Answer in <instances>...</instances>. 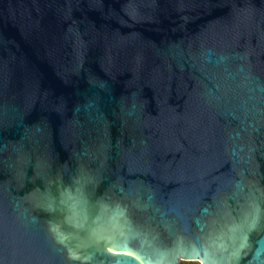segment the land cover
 <instances>
[{
	"label": "water",
	"instance_id": "obj_1",
	"mask_svg": "<svg viewBox=\"0 0 264 264\" xmlns=\"http://www.w3.org/2000/svg\"><path fill=\"white\" fill-rule=\"evenodd\" d=\"M264 264V0H0V264Z\"/></svg>",
	"mask_w": 264,
	"mask_h": 264
},
{
	"label": "trees",
	"instance_id": "obj_2",
	"mask_svg": "<svg viewBox=\"0 0 264 264\" xmlns=\"http://www.w3.org/2000/svg\"><path fill=\"white\" fill-rule=\"evenodd\" d=\"M180 264H200L199 262H181Z\"/></svg>",
	"mask_w": 264,
	"mask_h": 264
}]
</instances>
